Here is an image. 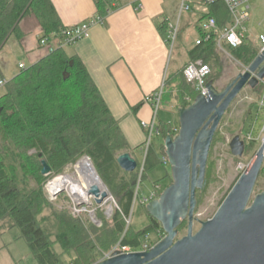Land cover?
I'll return each instance as SVG.
<instances>
[{"label":"trees","instance_id":"1","mask_svg":"<svg viewBox=\"0 0 264 264\" xmlns=\"http://www.w3.org/2000/svg\"><path fill=\"white\" fill-rule=\"evenodd\" d=\"M94 1L102 18L128 3V0ZM208 8L196 25L200 44L196 42L188 52V61L167 77L165 88L169 87V92H165V104L176 97L182 108H187L200 95L184 76L192 63L202 61L207 65L211 70L207 84H214L212 70L221 66L218 38L213 35L205 40L200 24L214 18L223 29L229 24L230 14L222 3ZM30 17L38 21L43 32L41 39L59 35L65 29L51 0H0V53L12 36L18 42L23 39L21 23ZM159 29L169 44V23L163 21ZM180 33L179 29L176 44L181 40ZM252 42L238 49L228 46L224 49L249 67L259 54ZM0 79L7 81L0 96V233L19 229L20 238L26 241L37 264H64L63 257L70 254L74 256L73 264H97L117 244L135 251H140L147 242L156 245L159 240L153 242L151 235L158 238L159 232L165 233L164 229L150 215L147 205L139 199L135 201V187L139 177L144 182L166 158L165 142L176 137L173 124L160 120V137L164 143L158 152L153 148L148 151L142 174V161L137 159V170L127 173L117 159L125 153L132 155L133 150L78 56L69 55L65 48H56L10 80L0 68ZM258 88L264 92L263 83L253 90ZM83 156L91 159L100 178L118 200L119 209L111 220L104 222L102 229L95 228L85 217L76 218L68 211L56 209L44 191L47 179L42 174L43 161L51 168L52 177L63 174ZM210 172L208 167L207 179ZM167 177L171 179L172 175ZM158 183H153L152 190ZM136 209L139 219L134 223ZM187 221L178 228L177 240L181 239Z\"/></svg>","mask_w":264,"mask_h":264},{"label":"water","instance_id":"2","mask_svg":"<svg viewBox=\"0 0 264 264\" xmlns=\"http://www.w3.org/2000/svg\"><path fill=\"white\" fill-rule=\"evenodd\" d=\"M263 81L264 53L224 91L209 83L208 97L199 95L193 104L179 110V132L165 142L173 182L147 205L150 215L162 225L165 239L148 252L116 251L97 264H264V192L254 196L264 164V140L215 216L193 232L196 194L207 186L208 159L220 123L245 87L254 89ZM230 149L235 157L243 156L245 143L240 136L232 140ZM117 162L127 173L138 168L130 153L119 156ZM42 164V174L48 176L51 168L45 161ZM107 195L95 198L96 203L102 204ZM185 220L188 234L177 240Z\"/></svg>","mask_w":264,"mask_h":264},{"label":"rangeland","instance_id":"3","mask_svg":"<svg viewBox=\"0 0 264 264\" xmlns=\"http://www.w3.org/2000/svg\"><path fill=\"white\" fill-rule=\"evenodd\" d=\"M179 4L177 12L171 16L173 24L179 23V29L181 31V40L177 42L175 48H170V64L169 73L173 74L180 67H182L188 61V52L195 47L197 39H199V33L196 29V25L201 16L208 13V6L201 4L197 0L192 2L193 10L191 12H185L180 16V4L181 0H174ZM34 18V17H30ZM37 21V20H36ZM260 34H264V0H254L251 3V21L249 23L248 41L257 47V51L260 54L261 47L258 44V37ZM43 36V35H42ZM36 37V36H35ZM41 37V35H39ZM39 37H36L39 40ZM52 45L59 46V35L54 34ZM69 51V46H64ZM221 66L220 68L214 67L212 78L214 80V86L217 91L222 92L236 77L248 70L246 65L232 58L228 52L220 51ZM258 54V56H259ZM257 56V57H258ZM24 62L27 66L30 65V60L23 53L19 47L15 37L7 42L5 47L0 53V68L7 80L12 79L20 72L19 64ZM173 83V82H172ZM171 83L170 90L173 91V84ZM262 83V82H261ZM169 92V87L165 92ZM4 88L0 89V96L4 94ZM264 92L261 88L256 91L249 86L241 92V94L232 103L223 117L217 133L214 137V141L211 147L208 167L211 168L210 176L207 179V186L204 190H200L197 193V207L195 210V222L193 226V232L196 234L201 229V224L211 220L233 187L236 185L244 170L252 161L258 150L260 149L264 140ZM172 100L167 104L163 103L159 111V120L163 123L172 122L174 133L177 135L179 132V110L183 109L180 105V101L176 97H171ZM240 136L242 141L246 145V149L242 157H235L230 149V143L236 137ZM164 143L161 137H155L153 139V146L159 148ZM138 161H143V155L141 153L134 156ZM89 160L95 169L91 159L88 156H83L77 163L70 165L61 175H54L52 177L45 176L47 181L44 185V191L49 202L58 210L68 211L72 216L76 209H79L77 200L68 188H63L64 192L59 194L56 198L51 195L50 183L56 180L58 177H69L76 173V167L84 160ZM207 167V168H208ZM95 172V173H96ZM167 174L172 175V168L170 163L167 165L162 163L153 171L148 174V177L141 183V177H139L138 185L136 188V196L147 195L153 189V183L159 182L156 186L161 187V194L169 187L173 179L167 177ZM97 177L101 181L103 187L108 192V198L103 201L102 205H98L95 202V197H90L88 204L81 206L83 212L76 216V218L85 217L89 220L95 228L102 229L104 222L109 221L114 216L115 212L119 209L118 200L108 190L100 178L98 172ZM207 177V174H206ZM140 183V186H139ZM34 186V185H30ZM264 192V164L255 188L254 196ZM138 193V195H137ZM112 208L111 216H107L108 208ZM118 207V208H117ZM80 210V209H79ZM91 213H94L98 224H94L91 218ZM75 217V216H73ZM134 223L138 222L139 213L136 209L134 214ZM131 223V220H129ZM129 224V223H128ZM188 221L185 223L184 230H182L181 238L187 236ZM183 236V237H182ZM180 238V237H179ZM1 241L7 245V248L13 254L16 264H37L26 241L20 238V231L17 228L8 230V233L1 235ZM151 239L153 242L158 241L156 235L152 234ZM178 239V238H177ZM119 245H115L110 253H114ZM6 248V252L9 250ZM59 252H62L60 247H57ZM105 254L99 260V263L106 260V257L110 254ZM73 254L65 255L63 257L64 264H73Z\"/></svg>","mask_w":264,"mask_h":264},{"label":"crops","instance_id":"4","mask_svg":"<svg viewBox=\"0 0 264 264\" xmlns=\"http://www.w3.org/2000/svg\"><path fill=\"white\" fill-rule=\"evenodd\" d=\"M51 2L65 29L99 15L94 0ZM178 8L174 0H128L126 5L112 10L102 23L94 24L89 37L69 46V51L65 48L69 55L78 56L84 63L133 150L132 156L141 153L143 159L146 130L141 122L148 121L152 115V108L144 99L166 84L171 75L170 45L159 27L163 21L173 24L171 16ZM21 29L24 36L17 42L31 66L47 54L45 48L39 47L43 32L35 18L23 20ZM20 64L29 67L24 62ZM7 233H0V264H16L13 254L1 241V235Z\"/></svg>","mask_w":264,"mask_h":264},{"label":"built area","instance_id":"5","mask_svg":"<svg viewBox=\"0 0 264 264\" xmlns=\"http://www.w3.org/2000/svg\"><path fill=\"white\" fill-rule=\"evenodd\" d=\"M193 1L194 0H181L180 16L181 14L185 12H191L193 10V6L191 5ZM197 1L206 6H211V5H215L218 3H222L226 6L230 14L229 24L223 29H220L218 27V24L214 18H207L200 24L201 30L205 34V40H209L213 35H215L218 38L217 46L219 50L222 52H226V50L224 49V46H228L232 49H238L248 42L249 23L251 21V3L254 0H197ZM103 20L104 18L98 15L97 17H95V19L89 22L83 23L73 28H66L62 30V32L59 34V38L61 40L59 46H53L52 45L53 38L50 37V38L41 39L39 41V47L45 48L48 52H53L56 48H65L64 47L65 45L66 46L75 45L77 42L81 41L82 39L89 37L92 26L96 23H102ZM178 32H179L178 22L176 25L169 24L168 41H169L171 50L174 48L176 44ZM197 44L199 45L200 42L198 41ZM258 44L261 47L260 54L264 53V34L259 35ZM19 68L21 70H24L26 69V66L24 64H20ZM210 74H211L210 68L207 65H204L202 61H197L195 63L190 64L184 71V76L186 80L189 83H192L196 87V90L199 92V94L203 97L209 96L207 79L210 76ZM262 83L264 84V81ZM6 84H7V81L5 79H0V89H3ZM165 90H166L165 84H163L159 90H157L156 92L152 93L151 95L147 96L144 99V103L151 106L152 115L148 121L141 122V127L146 130L145 156L142 161L141 174L144 170V164H145L148 151L154 147L152 144L153 139L155 137H160L159 111H160L161 105L163 104ZM263 100H264V95H263ZM188 101L192 102L191 99H188ZM163 163L164 165H167L168 163L167 158H163ZM160 192H161V187L157 186L155 190L150 191L147 195L140 196V197L136 196V200L139 199V201L143 205H149L153 201L159 199ZM51 195L52 197H55V198L57 197L54 192H51ZM107 198H108V195L105 199L107 200ZM89 199L91 200V198ZM77 202L80 207L79 208L80 210L76 209V211L73 213V216L75 217L83 212V210L81 209L82 208L81 206H83L85 203L88 204L89 200L88 202L83 201L84 204H82L81 201L79 202V200H77ZM102 204H98V205H102ZM112 211H110L108 208L107 216H111ZM91 218L94 224H98L94 213H91ZM165 237H166L165 233L161 234L159 232L158 233L159 242L157 244L163 241ZM156 245H153L150 242H147L142 246V249L140 251H135L130 247H120L119 246L117 247L116 251H119L122 254L148 252L151 249H153ZM112 254L113 252L110 253L106 257V259H109Z\"/></svg>","mask_w":264,"mask_h":264},{"label":"bare ground","instance_id":"6","mask_svg":"<svg viewBox=\"0 0 264 264\" xmlns=\"http://www.w3.org/2000/svg\"><path fill=\"white\" fill-rule=\"evenodd\" d=\"M95 172L90 161L86 159L77 165L75 175L59 177L50 183L51 190L57 193L63 188H68L75 198L85 202L92 196L103 199L106 190ZM109 210L112 211V208L109 207Z\"/></svg>","mask_w":264,"mask_h":264}]
</instances>
